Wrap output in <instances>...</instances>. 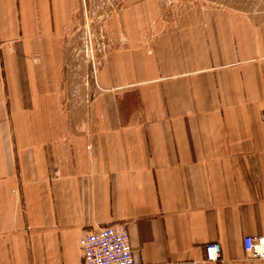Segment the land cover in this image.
I'll use <instances>...</instances> for the list:
<instances>
[{
  "label": "crops",
  "instance_id": "0c3cea01",
  "mask_svg": "<svg viewBox=\"0 0 264 264\" xmlns=\"http://www.w3.org/2000/svg\"><path fill=\"white\" fill-rule=\"evenodd\" d=\"M85 2L0 0V264H84L82 237L121 222L135 264H264L243 243L264 235V23L189 11L73 102Z\"/></svg>",
  "mask_w": 264,
  "mask_h": 264
},
{
  "label": "rangeland",
  "instance_id": "374dc122",
  "mask_svg": "<svg viewBox=\"0 0 264 264\" xmlns=\"http://www.w3.org/2000/svg\"><path fill=\"white\" fill-rule=\"evenodd\" d=\"M66 29L73 102L95 96V71L112 52L143 44L160 25L194 9H230L264 23V0H87Z\"/></svg>",
  "mask_w": 264,
  "mask_h": 264
},
{
  "label": "built area",
  "instance_id": "2783aa9c",
  "mask_svg": "<svg viewBox=\"0 0 264 264\" xmlns=\"http://www.w3.org/2000/svg\"><path fill=\"white\" fill-rule=\"evenodd\" d=\"M243 243L249 258L264 259V235H246ZM81 249L84 264H135L127 222L95 227L82 237ZM205 254L207 261L220 260L221 244L207 243Z\"/></svg>",
  "mask_w": 264,
  "mask_h": 264
}]
</instances>
